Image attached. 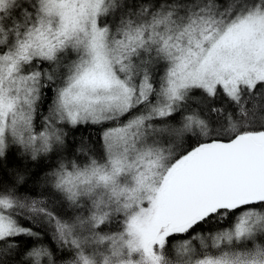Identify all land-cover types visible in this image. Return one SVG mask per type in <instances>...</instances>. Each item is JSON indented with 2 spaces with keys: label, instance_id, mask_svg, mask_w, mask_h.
<instances>
[{
  "label": "trees",
  "instance_id": "16d2710c",
  "mask_svg": "<svg viewBox=\"0 0 264 264\" xmlns=\"http://www.w3.org/2000/svg\"><path fill=\"white\" fill-rule=\"evenodd\" d=\"M113 1L110 14L102 17V24L108 25L110 30H123L122 37L135 43L141 36L155 31L169 36L175 47L188 44L194 34L199 33L198 36L203 35L200 37L203 38L249 13L264 11V0ZM43 2L19 0L8 11H0V27L5 32L3 42L0 36V57L12 51V46L16 52L38 30L42 21L38 17L39 8L42 10ZM48 19L49 25L56 23L53 15ZM198 21L207 23L200 25ZM69 55L68 52L59 53L51 62L54 77L43 76L37 106L35 104L38 118L32 126L33 132L39 135L38 131L42 129L38 126L49 121L51 147L25 148L11 142L0 150V201L11 206L10 210L2 212L28 232L0 241V264H118L107 255L111 254L112 248L107 244L118 245L121 249L126 236L135 234L132 221L149 204L146 197L132 202L122 193L123 189L133 187L134 182L128 173L119 171L121 167H117L115 150L106 135L112 129L126 127L117 124L118 120L122 123L141 110L153 107L168 76L166 60L156 53H140L132 61L138 63L142 56L136 75L148 76L151 82L145 105L132 106L114 119L74 123L64 107L60 113L57 109L63 86L76 72H72L74 60L71 58L70 62ZM34 66L47 67L48 61L35 60ZM155 122L181 130L187 126V132L173 137V146L177 149L171 160H163L165 176L175 166V170L181 166L201 143L229 142L239 134H264V81L252 89H242L236 98L225 94L212 98L204 91L194 89L174 112ZM168 150L171 153L170 148ZM104 173L114 174V177L102 179ZM136 178L142 186L141 178L146 176ZM252 208L264 209V203L235 211H219L197 222L188 231L169 236L162 247H156L154 254L141 248L140 258L143 264H178L180 260L176 255L171 258L172 250L179 248V251L174 250L176 254H185L181 245L185 239H191L197 233L207 234L208 229L229 227L234 224L237 214L242 217L244 211ZM238 217L236 220L244 219ZM257 234L253 246H248L246 241L222 244L219 250L227 254L238 251L256 254L253 264H264V232ZM209 250L207 248L202 254L214 253ZM31 254L36 255L32 258ZM42 254H45L43 262L38 263Z\"/></svg>",
  "mask_w": 264,
  "mask_h": 264
},
{
  "label": "rangeland",
  "instance_id": "374dc122",
  "mask_svg": "<svg viewBox=\"0 0 264 264\" xmlns=\"http://www.w3.org/2000/svg\"><path fill=\"white\" fill-rule=\"evenodd\" d=\"M113 2L44 0L42 10L39 8L38 17L42 21L38 30L16 52L12 46V51L0 57V150L11 142L25 148L51 147L49 121L38 126L42 129L38 131L39 135L33 132L32 126L38 118L35 114L41 79L45 75L54 77L50 64L59 53L70 54V62L71 58L74 60L71 69L76 72L63 86L57 109L60 113L64 107L74 123L114 119L132 106L145 105L151 82L148 76L136 75L142 56L138 63L132 61L140 53L159 54L166 60L168 69L162 94L152 103L151 109L141 110L122 123L118 120L117 124L126 127H117L106 135L115 150L117 167H121L119 171L128 173L134 182L133 187L123 189L122 193L132 202L141 196L149 201L141 215L132 221L135 234L126 236L121 249L118 245L107 244L112 247L111 254L107 255L118 264H143L141 248L154 254L156 247H162L169 236L188 231L193 226L172 230L170 224L159 217L165 188L176 168L163 176V160L174 157L177 148L173 146V137L187 132V126L181 130L155 121L174 112L194 89H200L212 98L222 94L236 98L242 89H252L264 81V11L249 13L203 38H200L203 35L198 36L199 33L194 34L188 44L175 47L169 36L155 31L141 36L135 43L122 37L123 30H110L108 25L102 24V17L110 14ZM17 3L19 0H0V11H8ZM51 15L56 17L54 25H49ZM204 23L207 22L198 24ZM4 33L0 27L2 42ZM35 60L48 61V66H34ZM253 138L257 143H264L262 133ZM136 176H146L141 178L142 186L138 185ZM113 177L114 174L104 173L102 179ZM10 207L0 201V241L28 233L15 219L2 212ZM252 209L239 216L244 217L242 221L236 220L237 214L234 224L229 227L208 229L207 234L197 233L191 239H185L181 244L185 254H176L175 248L171 258L176 255L180 260L178 264H253L256 254L242 251L227 254L219 250L222 244L246 241L248 246L256 244L257 233L264 232V209ZM207 248L214 253L202 254ZM35 255L30 256L34 258ZM44 255L39 256L38 263L43 262Z\"/></svg>",
  "mask_w": 264,
  "mask_h": 264
},
{
  "label": "water",
  "instance_id": "95a60500",
  "mask_svg": "<svg viewBox=\"0 0 264 264\" xmlns=\"http://www.w3.org/2000/svg\"><path fill=\"white\" fill-rule=\"evenodd\" d=\"M163 196L159 217L172 230L264 203V143L239 134L199 144L174 170Z\"/></svg>",
  "mask_w": 264,
  "mask_h": 264
},
{
  "label": "bare ground",
  "instance_id": "6f19581e",
  "mask_svg": "<svg viewBox=\"0 0 264 264\" xmlns=\"http://www.w3.org/2000/svg\"><path fill=\"white\" fill-rule=\"evenodd\" d=\"M235 137H236V136H235ZM235 137H234V138H235Z\"/></svg>",
  "mask_w": 264,
  "mask_h": 264
}]
</instances>
